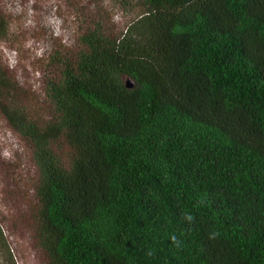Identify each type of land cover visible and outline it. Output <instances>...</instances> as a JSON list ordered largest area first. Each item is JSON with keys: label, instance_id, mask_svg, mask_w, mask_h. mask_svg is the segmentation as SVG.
Returning <instances> with one entry per match:
<instances>
[{"label": "trees", "instance_id": "1", "mask_svg": "<svg viewBox=\"0 0 264 264\" xmlns=\"http://www.w3.org/2000/svg\"><path fill=\"white\" fill-rule=\"evenodd\" d=\"M135 1L121 29L92 0L66 5L76 48L47 57V119L0 56V114L37 172L38 245L48 264H264V0ZM19 209L0 211L11 261Z\"/></svg>", "mask_w": 264, "mask_h": 264}, {"label": "rangeland", "instance_id": "2", "mask_svg": "<svg viewBox=\"0 0 264 264\" xmlns=\"http://www.w3.org/2000/svg\"><path fill=\"white\" fill-rule=\"evenodd\" d=\"M51 1V4L49 2ZM4 0L12 25L7 39L0 40V56L11 66L23 87L29 108L37 119L50 116V102L45 92V82L52 66L47 57L56 46L76 48L77 23L71 21L67 6L72 0ZM92 0L98 14L110 19L116 29L136 16L138 4L128 0ZM20 46L21 50L15 48ZM62 155L66 158L69 148L64 143ZM64 158V159H65ZM0 175L12 182L0 191V211L16 202L20 209L13 215V229L5 228L13 261L0 248V264H48L47 257L37 242V232L32 214L34 209L33 186L37 178L35 166L29 158L28 144L15 133L0 114ZM23 191L21 196L15 195ZM14 205V204H13Z\"/></svg>", "mask_w": 264, "mask_h": 264}, {"label": "water", "instance_id": "3", "mask_svg": "<svg viewBox=\"0 0 264 264\" xmlns=\"http://www.w3.org/2000/svg\"><path fill=\"white\" fill-rule=\"evenodd\" d=\"M133 85V82L131 80L126 81V86L131 87Z\"/></svg>", "mask_w": 264, "mask_h": 264}]
</instances>
